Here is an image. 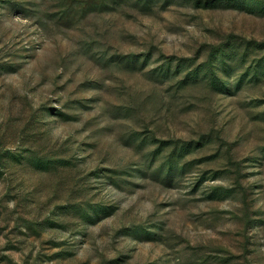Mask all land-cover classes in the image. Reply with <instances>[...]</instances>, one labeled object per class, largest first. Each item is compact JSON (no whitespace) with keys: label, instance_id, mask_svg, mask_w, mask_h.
I'll use <instances>...</instances> for the list:
<instances>
[{"label":"rangeland","instance_id":"374dc122","mask_svg":"<svg viewBox=\"0 0 264 264\" xmlns=\"http://www.w3.org/2000/svg\"><path fill=\"white\" fill-rule=\"evenodd\" d=\"M0 264H264V0H0Z\"/></svg>","mask_w":264,"mask_h":264}]
</instances>
